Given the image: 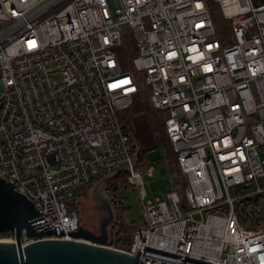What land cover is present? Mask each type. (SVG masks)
<instances>
[{"label":"built area","instance_id":"obj_1","mask_svg":"<svg viewBox=\"0 0 264 264\" xmlns=\"http://www.w3.org/2000/svg\"><path fill=\"white\" fill-rule=\"evenodd\" d=\"M213 1L228 21L221 34L210 0H0V177L52 231L23 230V243L79 238L67 201L125 167L144 225L129 248L116 235L106 245L139 252L137 264H264V2ZM124 23L133 69L117 50ZM144 83L168 111L182 193L148 198L143 171L156 167L136 163L138 141L119 115Z\"/></svg>","mask_w":264,"mask_h":264},{"label":"rangeland","instance_id":"obj_2","mask_svg":"<svg viewBox=\"0 0 264 264\" xmlns=\"http://www.w3.org/2000/svg\"><path fill=\"white\" fill-rule=\"evenodd\" d=\"M109 3L114 8L117 6L118 0H109ZM210 4L215 25L218 33L221 34L226 29L228 21L223 18L213 0H210ZM121 32L122 44L117 47L121 56V64L124 69H133V58L137 54L136 38L131 26L127 23L123 24ZM53 76L58 82L63 79L61 72H55ZM143 86H145V83ZM143 89H147V87ZM119 115L131 119L129 123L131 132L145 154L143 163H152L156 167L153 175H148L143 171V180L148 198L164 197L166 192L172 188H177L182 193L183 178L180 175L177 152L165 128V118L168 116V111L154 108L147 95L140 92L136 97V103L130 108L119 110ZM158 159H162L163 163L159 164ZM162 164H165V173L160 169ZM79 188L75 189V193L80 191ZM110 196L115 199V205L119 207L117 208L119 209L117 211L119 219H122L127 225L134 226L132 230L129 229L130 235L137 226L144 225V213L137 190L129 185L123 186L120 191H112ZM108 198L104 194V185L101 184L100 180L95 181L87 188L85 193L81 195L77 205L83 223V225H80V230L83 231L85 226L97 229L101 221L110 216L115 208L114 203L110 204ZM8 235L10 234H2L0 237Z\"/></svg>","mask_w":264,"mask_h":264},{"label":"water","instance_id":"obj_3","mask_svg":"<svg viewBox=\"0 0 264 264\" xmlns=\"http://www.w3.org/2000/svg\"><path fill=\"white\" fill-rule=\"evenodd\" d=\"M100 181L104 185L105 178ZM38 213L31 199L0 177V233L14 230L16 238L0 239V264H137L139 260V252L106 245L90 231H74L79 238L39 237L23 243V230L32 237L52 232L35 223Z\"/></svg>","mask_w":264,"mask_h":264},{"label":"trees","instance_id":"obj_4","mask_svg":"<svg viewBox=\"0 0 264 264\" xmlns=\"http://www.w3.org/2000/svg\"><path fill=\"white\" fill-rule=\"evenodd\" d=\"M256 2H264V0H255ZM147 87L144 86L143 88ZM148 89V87H147ZM147 89H143L141 93L143 95H147L146 92H148ZM136 103V99L134 100L132 106ZM123 121L126 123H130L131 119L128 118H123L121 117ZM137 140V139H136ZM139 144V142H138ZM145 160V154L143 152V149L138 146V151L136 154V163H143ZM159 164L163 163L162 159H158ZM127 175H128V170L125 167H120L118 169L112 170L110 172H105L101 174L96 181L101 180L105 178V183H104V194L106 197H109L110 199V204L113 202L114 203V211L110 214L109 217H106L103 221H101L100 225L98 226L97 229H92L89 228L88 226H85V229L83 231H90L91 233L95 234L96 236L100 237L104 243H110L112 241V236L116 235V244L121 247L129 248L131 245V235L129 233L130 230H132V225H127L122 219H119L118 215V210L119 208L117 205H115L114 198L110 196V193L112 191L117 192L120 191L121 187L123 186H128L127 184ZM90 185H85L81 186L79 189L80 191L78 193H75L73 197H71L67 201L68 207H73L77 206L80 200V197L82 194L85 193L87 188ZM122 212V209H121ZM80 225H83L81 221V215H80V223L77 231L80 230ZM130 229V230H129Z\"/></svg>","mask_w":264,"mask_h":264},{"label":"crops","instance_id":"obj_5","mask_svg":"<svg viewBox=\"0 0 264 264\" xmlns=\"http://www.w3.org/2000/svg\"><path fill=\"white\" fill-rule=\"evenodd\" d=\"M161 171L165 173L164 167H160Z\"/></svg>","mask_w":264,"mask_h":264},{"label":"bare ground","instance_id":"obj_6","mask_svg":"<svg viewBox=\"0 0 264 264\" xmlns=\"http://www.w3.org/2000/svg\"><path fill=\"white\" fill-rule=\"evenodd\" d=\"M4 240H12V239H7V238H3Z\"/></svg>","mask_w":264,"mask_h":264},{"label":"flooded vegetation","instance_id":"obj_7","mask_svg":"<svg viewBox=\"0 0 264 264\" xmlns=\"http://www.w3.org/2000/svg\"><path fill=\"white\" fill-rule=\"evenodd\" d=\"M109 207V206H108Z\"/></svg>","mask_w":264,"mask_h":264}]
</instances>
